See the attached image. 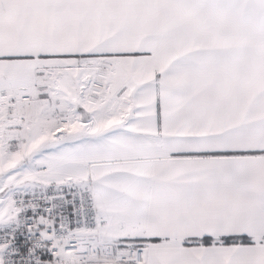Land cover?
<instances>
[{"label": "snow or ice", "instance_id": "1", "mask_svg": "<svg viewBox=\"0 0 264 264\" xmlns=\"http://www.w3.org/2000/svg\"><path fill=\"white\" fill-rule=\"evenodd\" d=\"M0 264H264V0H0Z\"/></svg>", "mask_w": 264, "mask_h": 264}]
</instances>
